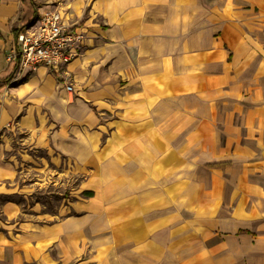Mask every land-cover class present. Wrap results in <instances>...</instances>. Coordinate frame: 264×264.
<instances>
[{"label": "crops", "instance_id": "obj_1", "mask_svg": "<svg viewBox=\"0 0 264 264\" xmlns=\"http://www.w3.org/2000/svg\"><path fill=\"white\" fill-rule=\"evenodd\" d=\"M84 5L80 25L87 38L66 67L72 92L44 67L17 71L0 90V138L11 130L39 137L47 111L51 140L70 139L69 154L84 166L94 164L102 184L116 181L137 193L122 228L128 221L130 235L149 240L139 247H89L78 239L92 233L86 205L77 216L45 224L6 200L0 201V264H264V0ZM27 10L21 0H0V79L18 66L11 59ZM192 155L213 170L243 161L245 217L233 210L212 220L226 235L249 236L250 247L177 249L151 241L166 219L144 214L174 194L177 202H189V185L166 181L174 169L188 170ZM14 173L0 162V197ZM220 188L212 181L207 200L227 202L217 199Z\"/></svg>", "mask_w": 264, "mask_h": 264}, {"label": "rangeland", "instance_id": "obj_2", "mask_svg": "<svg viewBox=\"0 0 264 264\" xmlns=\"http://www.w3.org/2000/svg\"><path fill=\"white\" fill-rule=\"evenodd\" d=\"M29 1L38 7V14L47 10H60L70 24L86 23L84 0H24L25 8H28ZM67 73L57 77L65 82L64 85L72 86L73 77ZM62 115L63 109H60L59 117ZM65 117L64 125L67 122ZM44 119L45 130L39 137L35 131H30V134L11 130L0 138V162L11 164L15 171L14 176L4 183L3 191L6 194L0 198L15 201L27 213L37 214L39 221L45 224L57 222L60 217L77 216L86 205L87 212L91 214L92 233H82L78 239L89 247H139L148 243V236L130 235L129 229L133 226H128V221L124 224L125 229L122 228L123 216L134 213L137 193L125 192L122 187L118 188L116 181L102 184L94 164L84 166L78 162V155L69 154L70 143H73L70 139H50L52 126L47 127V124L50 123L51 115L47 111ZM94 147L98 149L99 144ZM188 158V170L174 169L166 182L172 184L184 181L185 186L189 185V202H177L180 197H175L174 189L170 203H160L147 210L144 214L146 218L153 214V219L158 222L166 219L163 223H167L165 228L150 237L151 241L159 247L177 249L250 247L253 241L249 236H236L234 229H231L234 233L226 235L216 229L212 220L218 216H230L233 210L245 217L246 176L243 161L231 167L218 166L213 170L210 167L212 164L206 163L203 157L192 155ZM212 181L221 183L220 197L217 199L227 202L207 200ZM162 185L164 182L158 186ZM88 191L92 192L90 198L83 194ZM212 214L214 217L207 216ZM241 222L240 227L243 228V220Z\"/></svg>", "mask_w": 264, "mask_h": 264}, {"label": "built area", "instance_id": "obj_3", "mask_svg": "<svg viewBox=\"0 0 264 264\" xmlns=\"http://www.w3.org/2000/svg\"><path fill=\"white\" fill-rule=\"evenodd\" d=\"M86 38L87 31L80 24H70L62 11H43L18 34L11 60L17 61L20 73L44 67L56 75H67L66 67L80 56ZM65 90L72 92L73 88L65 84Z\"/></svg>", "mask_w": 264, "mask_h": 264}, {"label": "trees", "instance_id": "obj_4", "mask_svg": "<svg viewBox=\"0 0 264 264\" xmlns=\"http://www.w3.org/2000/svg\"><path fill=\"white\" fill-rule=\"evenodd\" d=\"M22 4H24V0H21ZM27 12L25 13L23 19H22V27L20 29V31L24 28H27L29 27L30 25L33 24V22H35V20L37 19L38 17V7L35 5V3L33 1H29V5H28V8H27ZM17 36H18V33H16V39H17ZM14 74L5 78V79H0V90L2 88H4L13 78H14V75L17 73L18 70V66H14ZM85 196L87 197H92V192L88 191V192H84L83 193ZM6 200H9V199H1L0 198V201H6Z\"/></svg>", "mask_w": 264, "mask_h": 264}]
</instances>
